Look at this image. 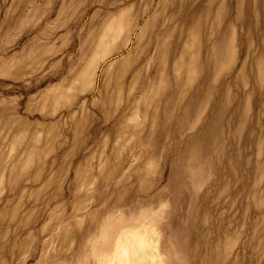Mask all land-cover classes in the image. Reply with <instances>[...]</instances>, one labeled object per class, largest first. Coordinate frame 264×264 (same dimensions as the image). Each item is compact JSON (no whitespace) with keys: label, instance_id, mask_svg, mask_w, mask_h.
Listing matches in <instances>:
<instances>
[{"label":"rangeland","instance_id":"obj_1","mask_svg":"<svg viewBox=\"0 0 264 264\" xmlns=\"http://www.w3.org/2000/svg\"><path fill=\"white\" fill-rule=\"evenodd\" d=\"M0 264H264V0H0Z\"/></svg>","mask_w":264,"mask_h":264}]
</instances>
